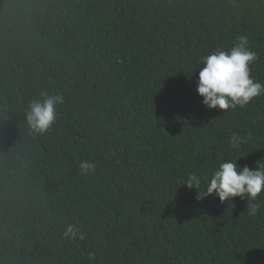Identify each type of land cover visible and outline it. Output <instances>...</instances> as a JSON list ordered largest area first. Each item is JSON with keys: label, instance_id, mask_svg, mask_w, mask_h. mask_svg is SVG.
Here are the masks:
<instances>
[{"label": "trees", "instance_id": "obj_1", "mask_svg": "<svg viewBox=\"0 0 264 264\" xmlns=\"http://www.w3.org/2000/svg\"><path fill=\"white\" fill-rule=\"evenodd\" d=\"M240 36L264 85V0H0V264H264V189L254 216L197 199L225 161L264 167V95L223 111L196 90ZM42 92L64 103L37 135Z\"/></svg>", "mask_w": 264, "mask_h": 264}, {"label": "clouds", "instance_id": "obj_2", "mask_svg": "<svg viewBox=\"0 0 264 264\" xmlns=\"http://www.w3.org/2000/svg\"><path fill=\"white\" fill-rule=\"evenodd\" d=\"M257 54L248 48V38L240 36L230 50L216 49L209 55L200 58L196 90L203 97V104L209 109L226 111L236 107H245L254 98L264 95V85L251 76L252 65ZM64 103L61 94L42 92L40 98L34 99L26 110V121L34 134L43 135L48 132L57 119V106ZM231 147L240 149V139L233 135L229 139ZM94 162L81 161V175L94 173ZM201 177L189 174L183 185L189 189L199 188ZM264 189V167L250 169L241 167L237 161H225L212 173L206 181L203 192H198L197 199L214 196L221 203L240 197L247 201V212L256 215L259 205L254 203ZM65 237L72 239L84 234L71 224L66 225Z\"/></svg>", "mask_w": 264, "mask_h": 264}]
</instances>
